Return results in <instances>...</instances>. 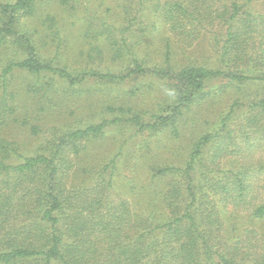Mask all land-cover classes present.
<instances>
[{"label":"trees","instance_id":"obj_1","mask_svg":"<svg viewBox=\"0 0 264 264\" xmlns=\"http://www.w3.org/2000/svg\"><path fill=\"white\" fill-rule=\"evenodd\" d=\"M39 1L0 0V264H264V0H123L119 28L82 19L86 47L71 58L63 21L76 0ZM161 27L174 47L157 57L143 38ZM139 79L150 82L126 96L164 88L149 117L116 101L72 125L39 116L79 86ZM216 79V93L237 97L218 127L181 141L184 114ZM117 126L135 129L137 145L171 137L174 160L124 141L84 161ZM138 180L141 194L122 198Z\"/></svg>","mask_w":264,"mask_h":264},{"label":"rangeland","instance_id":"obj_2","mask_svg":"<svg viewBox=\"0 0 264 264\" xmlns=\"http://www.w3.org/2000/svg\"><path fill=\"white\" fill-rule=\"evenodd\" d=\"M42 2L43 1L40 0L38 2L39 5ZM46 4L49 5V3H45V6H40L39 10L48 11L51 9L50 13L56 16L57 20L61 17L66 16L62 12V8L58 7L56 3H52L50 7H46ZM122 4L123 0H76L75 5L77 6L78 14H67L69 17H65L66 19H64L63 21V23H66L65 25L68 27L69 36L71 37H69L67 41V43L70 44L65 47L67 49L68 56L71 58L73 56L79 55V53L86 47L85 43H81L80 45L81 40H78L76 38V33L78 32V28H80L82 19L83 21H85L84 19H87L94 25L104 23L107 26H115L119 28L120 22L122 20L120 16ZM26 26L29 30L33 31L31 29V26H34V23L28 21L26 23ZM144 36L143 41L145 42V45H148L149 51L151 50L152 54L157 53V57H159L160 53H165L167 41L171 44L172 48L174 47V40L172 36H170V33L166 28H158L156 31H153L152 34H145ZM190 58L202 60V62H205L209 65L215 63L213 62V59H210L208 61V59H206L208 58L206 54L200 56V52L191 54ZM62 60L67 59L65 56H62ZM74 61H76V63H74V65H76L75 67L81 66V63L78 60H72V62ZM174 61L178 62L179 60L175 59ZM185 62H180V64ZM216 65L219 66L218 64ZM99 67L102 68L103 65ZM149 82V79L127 80L118 87L109 84H94V86L92 87L93 89L91 88L92 90L90 89L88 91H85L82 86H79L77 87L78 90H76L73 95V99L71 100H67L69 99L68 96H70L71 94H66L63 99L61 98L62 95L58 94L52 99V102L50 104L53 106H58L56 108L54 107V112L56 113L58 118L47 116L50 114L54 115L53 110H48L49 107H47L46 110L41 111L39 113V116H46L47 124L44 125V127L49 125L51 126L52 124H55L58 127L59 125H62V123H65L66 125H72L74 124L75 120L85 122L96 119L95 115L101 113L100 111L103 102H105L106 104L112 101H116V103H112L116 105L122 103L123 106L132 105L133 108L145 112L149 117L159 109V107L157 108V103L160 102V99L163 96L161 91L164 88L158 89L160 90V92L159 94H157V97H155V93L151 92V90H142L143 88L141 89L142 91L140 90L141 92L139 91L140 94H137L133 97L126 96L127 94L125 93V91H128L129 89H134V87L139 86L140 83L145 84ZM223 83H225V80H213L206 88V92H212V94H207L208 96L204 100H202L199 105L193 106L190 111H188V113L184 114L181 120L182 123L179 124L180 129H182L181 141H185V139H187L186 141H189L190 139H192L191 137L193 135H196V133H205L210 129H215L219 126V119H221L222 115H224V112L226 113L229 105L238 95L237 93H235V91L232 92L230 89H223L222 91L216 93L215 89ZM162 104L163 103H161L159 106H161ZM110 129H121V132H119L115 137V141L114 135H112V132H110L107 135L106 140L102 141L100 144L95 145V147H99L97 149V152L100 153L99 158L95 159L94 157H92V159H85L84 161H94L95 163L103 161L104 158L108 157L106 153L109 149H112V145L118 146V144H125L124 141H128L126 143V146L133 147V149H141L140 146H143L142 155H144L143 153L145 152L147 158H153L154 156H156L159 160H174V155H176L174 151L180 145L179 142H174L171 137L162 135L158 137L154 136L151 139H145L144 137L140 136L139 141L140 143L142 142V145H137L136 142L138 141V139L136 137L139 136V134L137 136L135 135V129H127L125 127L118 126L117 128ZM184 144L186 145L187 143ZM95 150L92 151V153H95ZM139 155H141V152H139ZM121 160L125 164L133 163V157L131 159V156L130 158L126 159L121 158ZM134 182V189L129 186L121 189L120 193L122 198H129L134 194H141V180Z\"/></svg>","mask_w":264,"mask_h":264}]
</instances>
